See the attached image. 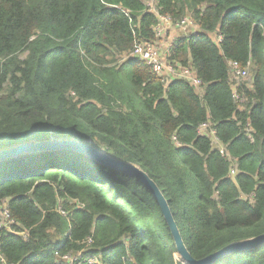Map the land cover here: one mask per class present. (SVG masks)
<instances>
[{"label":"trees","instance_id":"1","mask_svg":"<svg viewBox=\"0 0 264 264\" xmlns=\"http://www.w3.org/2000/svg\"><path fill=\"white\" fill-rule=\"evenodd\" d=\"M149 1L0 0V150L76 138L140 166L202 260L264 234V0H153L158 15ZM160 16L198 26L168 61L191 66L200 91L127 59L156 40ZM229 61L250 64V87L235 88ZM207 123L225 156L198 133ZM0 211V264H65L81 252L100 264H184L153 194L79 152L1 162ZM214 264H264V245Z\"/></svg>","mask_w":264,"mask_h":264},{"label":"water","instance_id":"2","mask_svg":"<svg viewBox=\"0 0 264 264\" xmlns=\"http://www.w3.org/2000/svg\"><path fill=\"white\" fill-rule=\"evenodd\" d=\"M59 150H70L82 153L106 167L123 172L124 174H127L128 176L139 180L153 194L154 198L159 204L164 219L175 241L178 255L180 256L184 264H214L216 261L226 256L232 255L237 252L253 251L264 245L263 234L250 240L231 244L221 251L212 254L202 260L194 259L183 241L179 227L177 226V223L173 216L169 201L161 191L156 181L140 166L121 159H117L109 153L104 152L101 148L91 142H82L74 138L73 141L54 139L51 141H43L37 143H23L1 149L0 163L23 156L25 154Z\"/></svg>","mask_w":264,"mask_h":264},{"label":"built area","instance_id":"3","mask_svg":"<svg viewBox=\"0 0 264 264\" xmlns=\"http://www.w3.org/2000/svg\"><path fill=\"white\" fill-rule=\"evenodd\" d=\"M153 1V0H151ZM158 15V11L154 12ZM172 26H175L177 30L180 31L181 36L176 38L175 40H171L164 49L160 48L158 45L157 40L161 39L163 42L164 37L167 35V27L171 28ZM156 33V40L154 42H142L135 46L133 51L130 53V55L127 57V59H138L141 62H144L148 67L152 69V72L161 77L163 81L167 84L170 83L173 80H185L187 81L192 87L196 88L197 91L201 89V82L196 77V74L194 72V69L189 66L188 68H182L179 65L175 66L169 63L168 58L170 57V50L172 46L174 45V42L182 37H190L192 35H196L199 32L198 26L195 24L193 19L190 16L185 17L180 22L174 23L170 18L165 16L159 17V23L154 29ZM211 39L216 42L217 44H220L222 41V36L219 34H212L210 35ZM169 63V64H168ZM169 65L170 67V74H168L167 78L163 75L165 66ZM229 68V74H230V81L231 83L235 84V88L237 89L241 84L237 83L238 80H244L249 74V70L251 68L250 64L243 68L238 62L235 61H229L228 63ZM175 69V70H174ZM174 72V74H172ZM172 74V75H171ZM236 100H240L237 92L235 93ZM243 102V101H241ZM211 125L209 123L203 124L200 126L198 133L202 135V130L207 129L210 133L214 142L218 145V148L221 155H226L225 148L218 143V139L215 136L214 130L211 128ZM248 134L249 137L252 139L251 133L253 130L248 126ZM234 170L236 168L234 167ZM231 174L234 177L236 175L235 171L231 170ZM2 225V224H0ZM24 238H27V233L23 232L21 234ZM86 244L88 246H91L93 244L92 238H89L88 241H86ZM56 256L59 257V254L56 253ZM64 261L66 260L67 263L65 264H100L99 260L96 257L92 256H86L84 257L82 252L78 253L76 256L67 255L62 258ZM2 264H8L3 259H1ZM60 263V262H58Z\"/></svg>","mask_w":264,"mask_h":264},{"label":"rangeland","instance_id":"4","mask_svg":"<svg viewBox=\"0 0 264 264\" xmlns=\"http://www.w3.org/2000/svg\"><path fill=\"white\" fill-rule=\"evenodd\" d=\"M147 6L149 7V9H150V11L151 12H156L157 10H156V4L154 3V1H149V2H147ZM181 34L182 33H180V31L179 30H177L176 28H175V26H172L171 28H169V27H167V35L164 37V39H163V42L161 41V39H158L157 40V42H158V45H159V47L160 48H162V49H164V47L173 39V40H175L176 38H178L179 36H181ZM169 64V63H168ZM166 65L165 66V70H164V73H163V75L167 78V76H168V74H170V67H169V65ZM175 70V69H174ZM172 74H174V72L172 73ZM171 74V75H172ZM253 77V73H252V68H250V70H249V74H248V76L246 77V79H244V80H238L237 81V83H240V84H246L247 86H251V84H252V78ZM167 83V82H166ZM200 91V90H199ZM202 135H208V134H210L209 132H208V130L207 129H205V130H202V133H201ZM213 143H214V147L217 149L218 148V145L216 144V142H214L213 141ZM232 171H235L234 170V167H232V169H231ZM0 219H1V221H0V224H2V225H4V226H6V223L8 222V217H7V212L6 211H0ZM175 259L177 260V261H179V262H183L182 260H181V258H180V256L178 255V254H176L175 255Z\"/></svg>","mask_w":264,"mask_h":264},{"label":"bare ground","instance_id":"5","mask_svg":"<svg viewBox=\"0 0 264 264\" xmlns=\"http://www.w3.org/2000/svg\"><path fill=\"white\" fill-rule=\"evenodd\" d=\"M73 141V140H72Z\"/></svg>","mask_w":264,"mask_h":264}]
</instances>
